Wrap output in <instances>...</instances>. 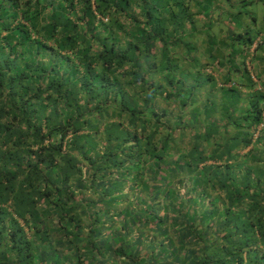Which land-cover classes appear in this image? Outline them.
<instances>
[{"label": "trees", "instance_id": "obj_1", "mask_svg": "<svg viewBox=\"0 0 264 264\" xmlns=\"http://www.w3.org/2000/svg\"><path fill=\"white\" fill-rule=\"evenodd\" d=\"M152 21L149 0H0V264H264V96L242 119L198 96Z\"/></svg>", "mask_w": 264, "mask_h": 264}, {"label": "crops", "instance_id": "obj_2", "mask_svg": "<svg viewBox=\"0 0 264 264\" xmlns=\"http://www.w3.org/2000/svg\"><path fill=\"white\" fill-rule=\"evenodd\" d=\"M203 1L214 4V6H210L209 10H212L207 17L201 11ZM196 4H200L201 8H196ZM248 4L264 8V0H149L153 14L152 24L154 27L152 26V29L157 32L164 31V39L167 41L164 47L166 50L168 49L167 51L171 53L174 60L182 58L181 66L183 68H180L183 71L182 74L184 73L185 76L191 72V79V76L196 81L203 79L201 87L198 88V96L202 95V91L204 93L213 91L215 96H220L223 93L230 108L241 119L245 117L247 111H250L253 97L260 94L264 96V10H262L261 16L259 15L260 18L256 8L251 9L250 12L244 10ZM191 5H193V9H191ZM240 7L244 13L239 11ZM212 15L215 25L211 30L218 33L217 40L212 44L217 50L205 44L204 51L208 54L200 52L204 59L195 61V56L186 43L191 42L190 36L202 40L198 33L211 25V22L205 21ZM182 36L188 40H183ZM234 44L241 45V47L237 48L235 52L232 51L231 58H228L230 55L226 53L227 47L229 45L232 48ZM156 46L159 48V45L156 44ZM238 51L242 55L239 57L240 62L234 58ZM190 78L186 80L187 83H190ZM222 86L229 89L232 86L233 89L222 91ZM197 99L200 101L201 97ZM262 101H264V97ZM262 109L264 114V105ZM239 123L233 128L238 129L239 134H243L247 129L242 127L243 120ZM260 125L261 123L257 124L255 128H260ZM227 128H231V125H228ZM254 135H256V131ZM247 149L248 147L241 151L238 150V154Z\"/></svg>", "mask_w": 264, "mask_h": 264}, {"label": "rangeland", "instance_id": "obj_3", "mask_svg": "<svg viewBox=\"0 0 264 264\" xmlns=\"http://www.w3.org/2000/svg\"><path fill=\"white\" fill-rule=\"evenodd\" d=\"M202 5L203 6H201L202 7V9H201V11H202V13H204L205 14V17H207L208 16V14L210 13V11L212 10H209V8H210V6L212 5V6H214V4L212 3V2H206V1H203V3H202ZM193 5H191V9H193V7H192ZM257 6V7H256ZM200 7V4H196V8H201ZM196 8H194L195 10H196ZM256 8V12H257V15L259 16H261V13H262V10H264V8H262L261 6H258V5H253V6H251L250 4H248L245 8H244V10L245 11H249L250 12V10L251 9H255ZM244 10L240 7L239 8V11H241V13H244ZM182 15V14H181ZM181 15H179V16H181ZM259 16V17H260ZM261 18V17H260ZM259 18V19H260ZM182 20V19H181ZM205 22H211V25H209V26H207L206 27V30H204V31H200L199 33H198V35L200 36V37H202V40H200L199 38H197V37H195V39H194V36H190L192 39H190L191 40V42L190 43H186V46L189 48V49H191L190 51H192V53H193V55L195 56L194 57V60L195 61H197V60H199V59H204L203 57V55H201L203 52H204V54L205 55H207L208 53H206L205 51H204V46H205V44H207V46L208 47H211V48H213L214 49V47H213V42H215V40H217V31L216 32H214V30H211V28H212V26H214L215 25V23H214V16L212 15L211 17H209V18H207L206 19V21ZM194 34V33H193ZM184 35V34H183ZM203 37H205V38H203ZM182 39L183 40H188V39H184V36H182ZM182 41V40H181ZM201 43H203V44H201ZM234 43H236V42H234ZM239 47H241V45L240 46H238V44H234V46L231 48V46H229L228 45V47H227V51H226V53H228L229 55H230V57H228V58H231V56H232V51H236V49L237 48H239ZM229 48H231V49H229ZM207 49H209V48H207ZM206 50V49H205ZM214 50H217L216 48L214 49ZM200 52H202L201 54H200ZM240 56H242V55H240V53H239V51H238V53H236L235 54V56H234V58L237 60V62H240V59H239V57ZM233 59V58H232ZM174 77V76H173ZM209 86V85H208ZM224 95V94H223ZM226 99V98H225ZM179 215H177V212L176 211H174V212H172L171 213V215H169V216H167L166 217V224H167V226H168V228L166 227V228H164L165 230H162V228H160V230H158V229H156L157 230V232H159L158 234H159V238H160V241H161V243H164L165 241V239L166 238H171V239H173L174 238V232H172V231H170V225L171 224H174V218H176V217H178ZM172 218V219H171ZM171 220V221H170ZM172 229H175V226L173 225L172 226ZM140 233V232H139ZM149 234L150 233V230L149 231H147V230H145L144 231V234L142 235V236H136V235H134V239H133V241H134V243H133V246L138 250V252H139V254L141 255V257L143 256V257H145V256H147V255H150V253H154V251L153 252H151L150 250H152V249H154V246H156V244H157V242L156 243H154V245L152 244V243H150V241L149 242H147V238L145 237L146 235L145 234ZM154 237V236H153ZM155 240V239H154ZM156 241V240H155ZM158 250V249H157ZM158 252V251H157ZM167 252H169V250L167 249L166 251H164V253H167ZM155 254V253H154ZM156 255V254H155ZM179 256V254H172V255H170V258H168V260H173L175 257H178ZM142 263H143V261L142 260H140Z\"/></svg>", "mask_w": 264, "mask_h": 264}, {"label": "built area", "instance_id": "obj_4", "mask_svg": "<svg viewBox=\"0 0 264 264\" xmlns=\"http://www.w3.org/2000/svg\"><path fill=\"white\" fill-rule=\"evenodd\" d=\"M260 126H261V125H260ZM260 126H259V127H260Z\"/></svg>", "mask_w": 264, "mask_h": 264}]
</instances>
